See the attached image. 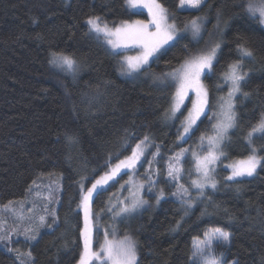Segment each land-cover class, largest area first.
Here are the masks:
<instances>
[{
	"label": "trees",
	"instance_id": "obj_1",
	"mask_svg": "<svg viewBox=\"0 0 264 264\" xmlns=\"http://www.w3.org/2000/svg\"><path fill=\"white\" fill-rule=\"evenodd\" d=\"M160 2L169 9L170 22L178 28L183 29L191 18L199 16L202 31L197 37L184 32V38L157 62H150L135 76H127L120 74L119 56L88 34L84 21L90 15L103 16L109 22L147 21L150 18L146 11L127 8L124 0H0V204L32 202L28 190L34 187L33 181H57L53 177H62L60 202L56 212L53 209L58 217L56 223L52 228H40L36 241L26 242L15 236L10 246L9 242L0 245V264H19L14 253L7 251L13 243L21 252L30 249L35 264H76L82 247L79 230L83 215L76 211L77 181L87 177L85 186L89 187L93 176L102 174L109 154L122 151L129 134L138 139L148 135L161 146L166 158L173 149L179 151L211 133L215 118L208 117H216L221 97L228 93L223 73L238 58V37L244 38L245 46L254 54L243 61L244 71L250 74L241 89L249 96L234 100L236 127L223 143L228 158L215 171L217 189L205 190V197L211 199L202 198L190 209L170 195L159 205L155 195H146L148 205L130 218L131 237L137 245L138 264H193L194 240L219 227L232 234L231 243L219 249L227 264L236 260L239 264H261L264 171L258 169L253 177L226 181L230 170L225 166L250 154L247 133L264 114V26L243 13L238 6L241 0H208L200 11L180 10L176 7L179 0ZM244 23L254 42L242 32ZM215 43H220L221 48L214 74L203 77L209 89V109L187 143L178 144L177 129L182 117L166 116L174 87L165 80V74ZM56 52L77 60L79 69L74 75L50 63ZM30 69V84L21 106L22 80ZM69 136H74L76 142L69 143ZM262 145L264 140L253 139L254 147ZM259 155L264 156V151ZM163 160L159 157L160 167ZM165 180L161 171L157 181L160 188L165 193L174 192L172 184ZM116 184L94 198L95 224L100 215L110 220L104 203ZM47 223L52 224L48 216Z\"/></svg>",
	"mask_w": 264,
	"mask_h": 264
},
{
	"label": "snow or ice",
	"instance_id": "obj_2",
	"mask_svg": "<svg viewBox=\"0 0 264 264\" xmlns=\"http://www.w3.org/2000/svg\"><path fill=\"white\" fill-rule=\"evenodd\" d=\"M124 4L131 9H147L150 19L147 21L137 19L109 22L103 16L90 15L84 21L88 34L103 42L111 49L114 56L121 57V75L139 74L141 70L149 66L150 62H157L169 48L175 47L184 38V32L190 31L193 37H197L202 31L200 23L202 18L199 16L191 18L183 29L178 28L174 22H170L171 13L160 0H124ZM207 5L208 0H179L176 7L200 11ZM238 6L241 7L247 17L264 26V0H241ZM238 41L236 49L238 58L229 63L226 66L227 71L223 73L224 82L230 87L228 99L221 106L223 109L222 118L217 119V122L212 125L215 135L207 137L202 135L199 138L203 154L197 153L190 147H181L179 151L173 149V154L165 158L161 154V146L154 144L148 135L138 139L134 134H129L122 144V151L109 154L105 160L102 174L93 176L92 180L89 181L90 187H85L87 177H82L80 181H77L79 203L76 206V211L83 215L82 227L79 230L82 247L78 253L76 264H138L137 245L131 236L125 235L122 239H110L109 230L100 229L103 233V240L97 241V248H93L94 232L97 229L93 221L94 213L92 210L94 198H99L108 187L118 183V177L122 178L123 175L129 173L134 175L138 167L148 165L145 169L147 191L155 195L157 205L169 195L177 197L186 209L193 206L194 200L211 199L205 197V190L214 191L217 189L213 172L217 163L228 158L222 151V144L227 133L236 127L237 116L234 100L238 96L245 98L249 96V93L243 92L241 89V85L247 82L250 74L244 71L243 61L252 59L254 54L250 48L245 46L243 37H238ZM220 48V43H215L206 50H201L198 54L190 55L184 59L179 68L165 74V80L170 81L171 86L175 89L170 96L171 104L166 116L170 119L184 117L180 120V127L177 129L176 141L178 144L187 143L194 130H198L197 121H200L201 117L206 115V109H209V89L203 83L202 77L214 74L213 66ZM132 50H135L137 54L127 55ZM50 63L73 75L79 69L77 60L64 52L54 53ZM189 104L191 105L190 108L188 107ZM182 109L187 112L186 116ZM214 118L216 117H208L210 120ZM254 138L264 140V114H261L258 122L252 125L251 130L247 133V146L250 154L244 159L233 161L225 166L226 169L230 170V175L225 177L226 181H238L240 178L253 177L258 174V169L264 171V156L259 155V152L264 151V145L259 149L254 147ZM68 141L74 143L76 138L69 136ZM125 152L129 154L123 155ZM187 156H191L194 161V171L197 178L191 181V185L196 190V197H193L189 189L180 183L181 175L184 172L181 162ZM157 157L165 159V182L172 184V187L176 189L174 192L165 193L163 188L154 191L157 181L153 180L152 176L160 175L158 168L153 170V163L156 162ZM53 183L56 184L57 189L62 187L60 183ZM125 184L133 185L136 191L130 192V203H118L115 206L119 208L116 215L121 217L136 213L148 205V201L139 195L140 191L145 189L143 182L137 183L130 177L129 180L125 181ZM33 186L34 188L39 187L36 185V181H33ZM123 187L124 185H121V188ZM34 188L30 187L29 193H33ZM45 191L47 194L44 196H40L39 191H35L34 194L45 202L43 210L52 217V224L47 223L45 215H40L35 218L34 226L25 227L22 230L19 228L8 230L4 227L7 222L0 220V243L7 244L13 240V236H23L26 242L36 241L41 227L52 228L58 217H56L55 212L48 211V204L58 201L53 198L51 183ZM13 203L9 201L7 205H4V208L10 209L21 223L31 219L30 216L25 215L24 203L16 202L19 203V212L15 208H10ZM34 208L35 204H32L27 211L30 213ZM181 220L176 221L177 228L180 227ZM204 236L205 239L195 245L192 254L193 264H226L223 252L219 249L231 243L232 234L216 227L206 231ZM7 251L14 253L19 264H35L30 249L21 252L19 249L7 248ZM233 264H239V261H233ZM261 264H264V259H262Z\"/></svg>",
	"mask_w": 264,
	"mask_h": 264
},
{
	"label": "rangeland",
	"instance_id": "obj_3",
	"mask_svg": "<svg viewBox=\"0 0 264 264\" xmlns=\"http://www.w3.org/2000/svg\"><path fill=\"white\" fill-rule=\"evenodd\" d=\"M136 10H144L147 12V9H136ZM180 10H195V9H180ZM150 18V17H149ZM242 32L245 33L247 36L250 37L251 39V35L250 33H248V30H247V24L244 23L243 26H242ZM252 42L253 39H251ZM137 52L135 50H132V51H129L127 53V55H136ZM53 59V55L51 56V60ZM120 60H121V57H119V63H120ZM32 65V63H31ZM56 67V66H55ZM58 68V67H57ZM31 69H30V72H28L27 74V77L26 79L22 80V84H23V95L21 96V99L19 101V104L21 106L24 105L25 103V95H26V92L29 88V84H30V75H31ZM136 74L133 73L131 75H127V76H135ZM202 80H203V77H202ZM225 83V82H224ZM226 84V83H225ZM227 87H228V91H229V85L227 84ZM175 90V89H174ZM228 99V93L227 95H225L223 98L221 97V100H220V104L218 106V111H217V114H216V118L214 120V124L217 122V119L219 118H222V105L227 101ZM187 103V102H186ZM188 107L190 108L191 105L189 104ZM182 111H184L182 109ZM206 112H207V109H206ZM179 115V114H178ZM184 115L186 116L187 115V112L184 111ZM182 119L184 118L183 116H181ZM203 117V116H202ZM201 117V118H202ZM199 121H197L198 123ZM228 134V133H227ZM215 135V132L214 130H212L211 133L209 134H206L204 135L205 137L207 136H213ZM201 137V136H200ZM227 138V137H226ZM226 140V139H225ZM196 142V141H195ZM191 145V144H190ZM185 145L184 148H192L194 151H196L197 153L199 154H203L202 153V150H201V147H200V139L198 138V141L196 143H194L193 145ZM222 151H223V144H222ZM240 160V159H239ZM163 166H159V157H157V160L156 162L153 163V170L155 169H159L160 170V173L161 171H164V176L166 177V172H165V168H166V163H165V160H163ZM220 163V162H219ZM216 165L215 169H214V172H213V179L215 180V171L218 167V164ZM232 163V162H231ZM230 164V163H229ZM181 165L184 169V172L182 173L181 175V179H180V183L184 184L185 187H187L189 189V192L192 194L193 197H196L197 196V193H196V190L192 188V185H191V181L193 179H196V174H195V171H194V161H193V158L191 156H187L182 162H181ZM148 167L147 164L144 165V167L140 168L137 172V169L135 171V174L133 175L132 173H129L128 175H125V177H123L113 188H111V190L109 191V196L107 197V202L104 203L106 206H107V210L108 212L110 213V220L107 219V218H103V215H100L99 217V223L98 224H95L96 226V229L97 231L94 232V242H93V248H97V241H102L103 240V233L102 231H100V229H108L109 232V238L110 239H122L125 235H128V236H132V225H131V216L136 214V213H133L131 215H128V216H125V217H121V216H118L116 215V213L119 211V208L118 207H115L118 203H130V200H131V196H130V192H135L136 191V188L133 186V185H129V184H125V181L129 180L130 177L137 183L139 182H143L145 184V189L141 190L139 195L145 199L146 195H152L151 193H149L147 191V181L145 180V169ZM160 176V175H159ZM159 176H156V175H153L152 176V179L155 180V181H158V177ZM55 179H57V181L55 180H46L45 182L44 181H39L38 183H36V185H38L39 187L38 188H34V192L33 193H30L28 199H32V202H33V198H34V202L33 204H35V208L32 210V212H28L27 209L30 208L32 206V202H23L24 200H20V201H14V203L10 206V208H15L17 212L20 211V208H19V203H16V202H20V203H24L25 205V215L26 216H30L31 219H27L25 220L23 223L19 222L17 219H16V215L10 211V209H5L4 208V205H1L0 204V220H7L6 222L9 223L8 226L6 227V229L8 230H11L12 228H19V229H23L25 227H31V226H34L35 224V218H37L38 216L40 215H45L46 216V220H47V216L50 217V219H52V217L50 215H47V213L44 212L43 210V205H44V201L42 199H39L35 196V191H39L40 193V196H44L46 195V187L51 183L52 184V188H53V198L55 201H58L57 203L59 204L60 202V193L62 191V187L57 189L56 188V184L53 183V182H57V183H61V179H59L58 177H53ZM216 181V180H215ZM121 185H124L123 188H121ZM86 187V186H85ZM90 187V186H89ZM161 189L158 182L156 183L155 185V189L154 191H157ZM176 189L174 188V191ZM33 197V198H32ZM127 198V199H126ZM177 200L178 198L175 197ZM36 200V201H35ZM200 201V199L198 200H194V203H193V206L194 207L196 204H198V202ZM38 203V204H37ZM57 203H51V204H48V211H49V207L51 206L52 207V211H49V212H54L55 210V206L57 205ZM7 205V204H6ZM59 206V205H58ZM57 206V207H58ZM184 207V205H182ZM185 208V207H184ZM54 209V210H53ZM109 209H111V211H109ZM186 209V208H185ZM140 211V210H139ZM56 212V210H55ZM56 214V213H55ZM13 223V225H11ZM5 226V225H4ZM41 228H45V227H41ZM100 232L99 236L97 235V233ZM40 234V232H39ZM15 237V236H13ZM19 238H23V236H18ZM38 238V237H37ZM24 239V238H23ZM205 239V236L204 238L202 239H195L194 240V245H196L199 241H202ZM11 242V241H10ZM10 242H9V245L10 246ZM5 243H0L1 246H3ZM7 245V244H6ZM14 243L12 244V246L10 248H14ZM194 250H195V246H194ZM193 259V258H192ZM225 260V259H224ZM227 264V263H226ZM233 264V263H232Z\"/></svg>",
	"mask_w": 264,
	"mask_h": 264
}]
</instances>
